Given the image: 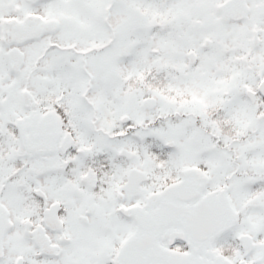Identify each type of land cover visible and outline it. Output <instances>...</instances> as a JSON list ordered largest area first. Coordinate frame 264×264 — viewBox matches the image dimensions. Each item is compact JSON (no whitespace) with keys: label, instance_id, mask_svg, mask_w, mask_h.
Returning a JSON list of instances; mask_svg holds the SVG:
<instances>
[{"label":"snow or ice","instance_id":"obj_1","mask_svg":"<svg viewBox=\"0 0 264 264\" xmlns=\"http://www.w3.org/2000/svg\"><path fill=\"white\" fill-rule=\"evenodd\" d=\"M0 264H264V0H0Z\"/></svg>","mask_w":264,"mask_h":264}]
</instances>
